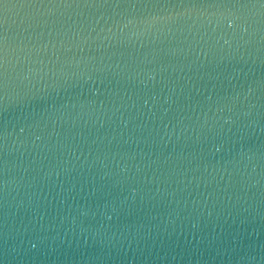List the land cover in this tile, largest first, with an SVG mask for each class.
<instances>
[{"label": "water", "instance_id": "obj_1", "mask_svg": "<svg viewBox=\"0 0 264 264\" xmlns=\"http://www.w3.org/2000/svg\"><path fill=\"white\" fill-rule=\"evenodd\" d=\"M242 2L247 32L193 23L204 0L31 27L0 5L33 52L0 90V264H264V5Z\"/></svg>", "mask_w": 264, "mask_h": 264}, {"label": "snow or ice", "instance_id": "obj_2", "mask_svg": "<svg viewBox=\"0 0 264 264\" xmlns=\"http://www.w3.org/2000/svg\"><path fill=\"white\" fill-rule=\"evenodd\" d=\"M5 0H0L2 5ZM22 4L27 6L29 9L35 11L30 14L27 24L31 27L33 23L39 25L41 19H45V25L47 24L46 17L53 15L52 8L58 6L71 7L72 4L77 6L83 4L84 7L92 9H111L114 16H121L126 18V13L129 11L137 10V5L141 8L148 9L151 4L153 8H163L164 6L160 3V0H21ZM207 7L202 8L198 11L197 20L193 23H198L200 27L206 31H217L222 29L225 25L235 31L236 28H240L244 25L243 31L247 32L248 17L241 9L247 7V3L242 0H204ZM261 5H264V0H259ZM37 5L39 6L37 8ZM51 5V7H49ZM172 7V5H169ZM44 9V11H40ZM167 10V9H164ZM199 17H204L200 20ZM157 17L153 16V19ZM163 18V17H160ZM168 19H171L173 23L178 26L184 23L183 14L180 12L169 13ZM24 23V21H22ZM228 44V41H225ZM17 51L22 53L26 58L31 56L33 52L28 49L27 45L21 41L20 45L13 47L9 37L6 34L4 28L3 17L0 16V90H6L8 84L11 82L12 77L9 75L7 65L9 63V55H14ZM18 76L19 73H16ZM251 92V88H249ZM23 131V129H21ZM35 247V245H33Z\"/></svg>", "mask_w": 264, "mask_h": 264}]
</instances>
